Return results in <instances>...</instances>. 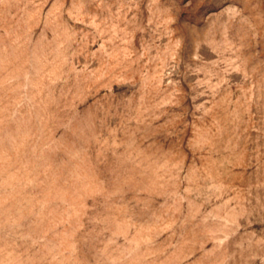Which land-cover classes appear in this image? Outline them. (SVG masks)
Masks as SVG:
<instances>
[{"label": "rangeland", "instance_id": "rangeland-1", "mask_svg": "<svg viewBox=\"0 0 264 264\" xmlns=\"http://www.w3.org/2000/svg\"><path fill=\"white\" fill-rule=\"evenodd\" d=\"M0 264H264V0H0Z\"/></svg>", "mask_w": 264, "mask_h": 264}]
</instances>
